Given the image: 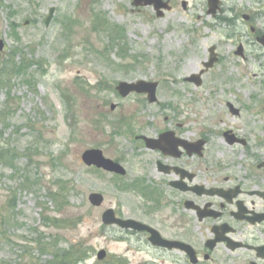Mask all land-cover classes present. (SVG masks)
<instances>
[{
  "label": "rangeland",
  "instance_id": "obj_1",
  "mask_svg": "<svg viewBox=\"0 0 264 264\" xmlns=\"http://www.w3.org/2000/svg\"><path fill=\"white\" fill-rule=\"evenodd\" d=\"M163 1L171 8L158 17L132 0H0V264H65L73 247L87 254L80 264L136 259L101 213L142 217L135 184L160 158L137 150L139 133L177 128L204 140L203 156L188 160L200 178L264 158V0H221L215 17L207 0ZM210 47L217 61L206 69ZM200 73V85L187 80ZM138 80L158 83L156 103L114 88ZM130 115L131 130L113 132ZM229 130L245 144H228ZM90 148L123 162L126 175L87 167L80 156ZM90 193L103 203L91 205Z\"/></svg>",
  "mask_w": 264,
  "mask_h": 264
},
{
  "label": "flooded vegetation",
  "instance_id": "obj_2",
  "mask_svg": "<svg viewBox=\"0 0 264 264\" xmlns=\"http://www.w3.org/2000/svg\"><path fill=\"white\" fill-rule=\"evenodd\" d=\"M232 113L237 115L239 111ZM124 118L116 120L114 132L131 130L129 120L134 116ZM178 126L183 127L180 123ZM167 131L172 133L175 145L172 154L147 148L146 142L137 138L141 133L134 136L138 151L150 150L160 159L153 173L138 181L144 201L138 221L145 228L105 225L119 229L124 241L132 245L126 250L138 253L136 259L124 258L123 264H264V158L245 167L241 161L237 173L218 174L228 168L218 167L200 178L188 160L194 154L202 157L205 149L200 155L191 153L185 145L194 141L183 137L177 128H164L159 134ZM113 210L117 218H126Z\"/></svg>",
  "mask_w": 264,
  "mask_h": 264
},
{
  "label": "water",
  "instance_id": "obj_3",
  "mask_svg": "<svg viewBox=\"0 0 264 264\" xmlns=\"http://www.w3.org/2000/svg\"><path fill=\"white\" fill-rule=\"evenodd\" d=\"M220 0H207V5H208V14H212L213 16L216 14L217 10H220ZM132 5L135 7L139 6H152L153 9L156 12V15L158 17L163 16V10H169L170 6L168 5L167 2L163 0H132ZM53 15V8H50L49 13L45 19V25H48L49 21L51 20ZM244 19L248 20L249 16L244 15ZM258 41L264 45V35L260 36L258 38ZM4 43L0 39V51L3 49ZM214 47L209 48L210 56L208 62L204 63V67L210 68L212 67L213 63L217 60L216 53L214 51ZM236 54L242 56V47L239 46ZM200 74L198 75H192L191 77H188L187 80L190 82H193L195 85H200L201 80H200ZM156 88H157V82H148L144 80H138L136 82H125L121 81L118 82L116 85V90L117 92L122 96L126 97L132 92L136 93H143L147 95V100L149 103L155 102L156 99ZM114 106H112L113 108ZM227 135V134H225ZM140 138H143L147 144V147L153 148V149H161L164 152H167L169 154L173 153V150H175V145H173V138H172V133L171 132H165L162 133L158 139H151L147 138L145 136H140ZM227 141L232 143L233 138L232 136L227 137ZM203 141H198L194 144H188V146L185 145L187 149H190V152L192 153H197L198 155L201 154L202 151V146H203ZM184 144V143H183ZM173 148V149H172ZM81 160L86 166H94L99 169H103L107 172L111 173H116L120 175H125V169L117 162H114L113 160L106 158L103 155V152L100 149L97 148H91L83 151L81 154ZM89 202L94 205V206H99L103 202V195L100 193H90L88 196ZM102 221L105 224H110V223H117L121 227L125 228H134L137 230H140L142 228H145L140 224L138 221L135 220H121V219H116L113 213L112 209H108L104 212L102 216ZM148 230L151 232H154L151 228L147 227ZM105 256V251L100 250L97 253V258L98 259H103Z\"/></svg>",
  "mask_w": 264,
  "mask_h": 264
},
{
  "label": "trees",
  "instance_id": "obj_4",
  "mask_svg": "<svg viewBox=\"0 0 264 264\" xmlns=\"http://www.w3.org/2000/svg\"><path fill=\"white\" fill-rule=\"evenodd\" d=\"M97 21H98V19L95 22H97ZM70 24H71V21H70L69 25ZM94 29H96V28H94ZM106 31H108L109 34H111L110 36H112V34H113L112 28L107 27ZM115 35H116L115 38H118L119 39L118 30H115ZM105 51H106V48H104L103 51L98 50L97 52L100 53V54H102V55H104L105 54L104 53ZM119 55H120V57H123L124 56L123 53H119ZM20 67H21V62H19V65H17V68H20ZM29 67H30L29 65L26 66L24 72ZM110 88H111V86H110ZM0 158H4V156L3 155H0ZM57 195H58V193H52V197H54V196L56 197ZM63 254H64V257L63 258L66 261L65 264H80V263H83V262H85L86 256H87V254L85 252H83L80 249L79 250H76L75 247L71 248V250H68L67 252H64ZM70 255H72V257ZM68 260H70V262H68ZM59 264H63V263H61V260L59 261Z\"/></svg>",
  "mask_w": 264,
  "mask_h": 264
}]
</instances>
